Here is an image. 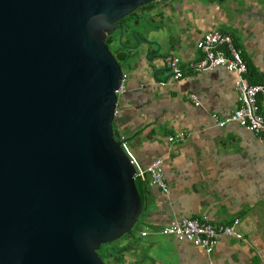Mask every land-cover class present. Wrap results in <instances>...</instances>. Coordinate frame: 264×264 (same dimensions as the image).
I'll list each match as a JSON object with an SVG mask.
<instances>
[{
  "label": "water",
  "instance_id": "95a60500",
  "mask_svg": "<svg viewBox=\"0 0 264 264\" xmlns=\"http://www.w3.org/2000/svg\"><path fill=\"white\" fill-rule=\"evenodd\" d=\"M159 1L0 0V264H104L100 247L134 224L140 189L112 130L124 73L106 37ZM175 31L150 28L125 62L142 54L164 84Z\"/></svg>",
  "mask_w": 264,
  "mask_h": 264
},
{
  "label": "crops",
  "instance_id": "0c3cea01",
  "mask_svg": "<svg viewBox=\"0 0 264 264\" xmlns=\"http://www.w3.org/2000/svg\"><path fill=\"white\" fill-rule=\"evenodd\" d=\"M164 15H151V28L170 36L181 78L144 70L143 55L123 58L125 80L117 95L112 130L140 167L162 161L165 192L135 178L140 212L115 242L118 257L106 264H264V142L235 125L218 128L210 119L236 108V76L222 68L192 71L201 55L198 41L216 30L230 36L247 69V81L264 77V0L165 1ZM159 3H155L157 7ZM181 49V52L180 50ZM125 56V55H124ZM194 95L197 105L189 99ZM264 119V97L257 98ZM206 217L213 227L237 219L241 240L223 237L210 255L173 237L158 235L171 219ZM148 228L147 234H140Z\"/></svg>",
  "mask_w": 264,
  "mask_h": 264
},
{
  "label": "built area",
  "instance_id": "2783aa9c",
  "mask_svg": "<svg viewBox=\"0 0 264 264\" xmlns=\"http://www.w3.org/2000/svg\"><path fill=\"white\" fill-rule=\"evenodd\" d=\"M200 59L189 66L192 71H208L214 68H222L236 76L233 86L235 92L236 108L228 115L218 118L214 114L210 119L218 128L228 124H235L246 131L252 133L264 142V119L259 114L257 98L264 97V77L259 83L251 84L247 81V69L241 58L240 51L234 46L229 35L216 30H211L202 35L198 41ZM169 69L171 79L177 81L181 78L179 59L176 56L168 57L165 60ZM125 75L120 79V85L115 94L118 95L123 90ZM189 99L196 106V98L189 95ZM127 154V153H126ZM128 155V154H127ZM130 163L134 168V179L147 175L148 185L159 188L165 192L166 188L162 181V161L157 159L144 167H140L128 155ZM238 220L231 223L213 227L206 217L200 219H171L167 225L159 229L156 233L162 236L173 237L177 242L188 243L191 246L201 249L205 255H210L223 237L241 240V235L236 230ZM148 228L140 235L147 234Z\"/></svg>",
  "mask_w": 264,
  "mask_h": 264
},
{
  "label": "rangeland",
  "instance_id": "374dc122",
  "mask_svg": "<svg viewBox=\"0 0 264 264\" xmlns=\"http://www.w3.org/2000/svg\"><path fill=\"white\" fill-rule=\"evenodd\" d=\"M143 26H144V23L142 20H140V18L135 19V21H133L132 23H128L126 25V28L124 29V31L120 37L116 33L113 34L112 40H111V45L109 46V52L117 53L119 51L124 56V55H126L127 52H129L127 50L128 48L134 47L136 45V43L140 45L142 40L145 38V32L147 31V30H145V32L143 31L144 30ZM147 27H148V29H150L151 24H149V26H147ZM114 55H115L114 58L116 59L121 70L124 71L123 61H121L120 58H117L116 54H114ZM115 241L105 245L107 250H113L114 249V247L116 245ZM104 264H106V261L104 262Z\"/></svg>",
  "mask_w": 264,
  "mask_h": 264
},
{
  "label": "flooded vegetation",
  "instance_id": "af4514ba",
  "mask_svg": "<svg viewBox=\"0 0 264 264\" xmlns=\"http://www.w3.org/2000/svg\"><path fill=\"white\" fill-rule=\"evenodd\" d=\"M165 1L167 2V0H160L159 1V5L158 6H162L164 8V10L166 9L167 5L165 3ZM178 0H172V2L177 3ZM155 3H150L148 5L145 6H141L136 8L132 13L128 14L127 16H125L124 18L118 20L115 22L116 25H119L122 29V33L124 31V29L126 28V25L128 23H132L133 21H135V19H139L143 21L144 23V32L145 30H149L147 26H149L150 22L152 21L151 19V13L150 11L154 8ZM118 34V31H115L113 34ZM109 37H106V45H107V49L109 50V46L111 45V42L109 41ZM119 52V51H118ZM115 54V53H113Z\"/></svg>",
  "mask_w": 264,
  "mask_h": 264
},
{
  "label": "trees",
  "instance_id": "16d2710c",
  "mask_svg": "<svg viewBox=\"0 0 264 264\" xmlns=\"http://www.w3.org/2000/svg\"><path fill=\"white\" fill-rule=\"evenodd\" d=\"M112 36H113V34L110 35V37H109V41H110V42H111V40H112ZM112 54H113V53H112ZM115 54H116V57H117V58H120L121 61H123L124 56L122 55L121 52H117V53H115ZM113 57H115L114 54H113ZM97 255H98V257L101 259V261H102L103 263H104L106 260H108V259H112L113 261H116V260L118 259V257H117L116 255H114L113 253L107 251V248L105 247V245H102V246L100 247L99 251L97 252Z\"/></svg>",
  "mask_w": 264,
  "mask_h": 264
}]
</instances>
